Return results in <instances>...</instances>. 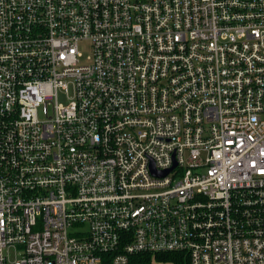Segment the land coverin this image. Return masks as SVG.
I'll list each match as a JSON object with an SVG mask.
<instances>
[{"label": "built area", "instance_id": "1", "mask_svg": "<svg viewBox=\"0 0 264 264\" xmlns=\"http://www.w3.org/2000/svg\"><path fill=\"white\" fill-rule=\"evenodd\" d=\"M171 252L264 264V0H0V264Z\"/></svg>", "mask_w": 264, "mask_h": 264}, {"label": "trees", "instance_id": "2", "mask_svg": "<svg viewBox=\"0 0 264 264\" xmlns=\"http://www.w3.org/2000/svg\"><path fill=\"white\" fill-rule=\"evenodd\" d=\"M156 259L158 261H166V262H172L173 264H187L184 262H181L182 259L178 257V254L176 253H165V254H157Z\"/></svg>", "mask_w": 264, "mask_h": 264}, {"label": "rangeland", "instance_id": "3", "mask_svg": "<svg viewBox=\"0 0 264 264\" xmlns=\"http://www.w3.org/2000/svg\"><path fill=\"white\" fill-rule=\"evenodd\" d=\"M79 51H80V53H81V57H83V58H81V60L82 61H85V60H88V58H87V56L90 54V52H91V48H90V43L88 42V41H86V42H81L80 44H79ZM60 101L62 102V101H64V100H62V98L60 99ZM155 260H157V259H155ZM166 264H171V263H166Z\"/></svg>", "mask_w": 264, "mask_h": 264}]
</instances>
